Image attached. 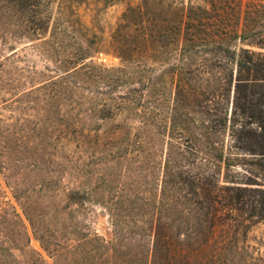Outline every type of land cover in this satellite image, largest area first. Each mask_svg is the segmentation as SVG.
<instances>
[{
  "label": "trees",
  "instance_id": "obj_1",
  "mask_svg": "<svg viewBox=\"0 0 264 264\" xmlns=\"http://www.w3.org/2000/svg\"><path fill=\"white\" fill-rule=\"evenodd\" d=\"M153 1L124 13L109 66L87 33L61 52L65 9L82 0H0L49 63L19 94L24 116L39 111L22 120V146L79 156L17 196L53 264H226L230 240L264 223V0ZM94 204L112 240L81 219ZM12 223L0 264H49L16 210Z\"/></svg>",
  "mask_w": 264,
  "mask_h": 264
},
{
  "label": "rangeland",
  "instance_id": "obj_2",
  "mask_svg": "<svg viewBox=\"0 0 264 264\" xmlns=\"http://www.w3.org/2000/svg\"><path fill=\"white\" fill-rule=\"evenodd\" d=\"M58 1L54 0V8ZM143 1L82 0L80 5L68 3L72 8H66L65 11L68 16L73 12L75 18L72 19L73 27L69 29V36L65 38L61 52L64 50L71 53L73 49L77 50L79 47L76 42H86L82 34L87 33L89 38L87 40L97 52L93 59L109 66H118L120 60L111 51L109 42L121 24L127 9L131 6L137 7ZM159 1L154 0L153 4L157 5ZM166 1L185 5H188L190 1L203 4L201 0ZM150 10L158 12L157 9ZM18 20L14 12H7L0 3V237L4 235V232L13 237L14 224H10L6 231L1 223L5 217H13V212L16 210L21 214L30 232V247L43 254L49 264H53L54 261L44 253L41 243L32 235L17 196L21 194V190H26V185H29L37 174H43L51 169L52 164L59 166L61 163L67 166L68 158L75 160L79 156H75L77 150L75 151L73 146L57 149V156H49L42 152L34 153L22 146L21 128L24 123L22 120L25 117L26 120L37 122L39 119L35 117V114L39 111L27 110L29 106H25L23 108L26 109L24 113L27 116H24L18 103L19 94L23 87L31 86L35 68L38 66V69L44 70V66L49 63H45L32 52L33 37L21 29ZM50 65L54 66L51 63ZM48 152L54 151L49 148ZM65 153L74 156H66ZM64 184L75 188L73 184L76 182L65 181ZM84 216L81 219L85 221L87 228L95 230L107 241L113 239V226L107 210L102 205L90 206ZM206 254L208 258V251ZM226 258V264H264V223L252 226L246 231H240L237 237L232 238L223 256V259Z\"/></svg>",
  "mask_w": 264,
  "mask_h": 264
}]
</instances>
